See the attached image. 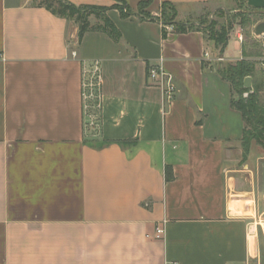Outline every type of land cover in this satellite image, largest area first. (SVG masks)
<instances>
[{
  "label": "crops",
  "instance_id": "0c3cea01",
  "mask_svg": "<svg viewBox=\"0 0 264 264\" xmlns=\"http://www.w3.org/2000/svg\"><path fill=\"white\" fill-rule=\"evenodd\" d=\"M66 1L110 7L117 36L92 16L79 39L37 0H0V264H264V149L244 155L219 71L256 55L238 33L220 52L199 23L228 0H155L175 5L184 31L123 17L116 0ZM96 61L93 125L83 79ZM157 65L172 100L148 76Z\"/></svg>",
  "mask_w": 264,
  "mask_h": 264
},
{
  "label": "trees",
  "instance_id": "16d2710c",
  "mask_svg": "<svg viewBox=\"0 0 264 264\" xmlns=\"http://www.w3.org/2000/svg\"><path fill=\"white\" fill-rule=\"evenodd\" d=\"M37 3L40 6H45L47 9L52 10L61 17L75 21L79 27V39H81L87 31L95 28L91 24L92 16L102 19L105 23V26H97V29L108 31L114 37L117 36L116 28L110 23L106 16V12L110 7L96 5L77 6L66 0H37ZM112 8H118L123 17L132 15V13L125 11L122 6L114 5ZM177 14V9L173 3L169 1H164L162 3V18L170 19L169 22L167 20H162L164 24H173L178 31H184L190 28L191 25L178 21ZM140 17L142 19L147 18L161 21L159 18L148 14H142ZM213 40L215 45L220 48V52H223L228 43V37L225 31L222 30L217 35V38ZM219 71L222 77L232 83L235 92L240 95L239 99L233 100V105L242 112L245 121L242 139L244 155L246 156L249 153L253 142L264 149V104L261 103L259 99L260 89L256 85H253L250 89L246 88L244 85L245 79L248 76H253V64L247 61V59H241L235 63L228 62L222 64ZM245 93H248V96H246Z\"/></svg>",
  "mask_w": 264,
  "mask_h": 264
},
{
  "label": "rangeland",
  "instance_id": "374dc122",
  "mask_svg": "<svg viewBox=\"0 0 264 264\" xmlns=\"http://www.w3.org/2000/svg\"><path fill=\"white\" fill-rule=\"evenodd\" d=\"M115 5L122 6L128 13H135L138 16L148 14L159 18L161 21L167 20L169 22L170 20L168 18H162V4L158 6L155 0H116ZM155 8H160V13L155 14L153 12ZM233 10L236 11L232 12ZM261 21H264V9L258 10L248 6L247 0H228L224 8L214 13L207 14L204 18L199 20V23L203 25L211 40L217 38V35L222 30L225 31L228 40L235 33L242 34L243 49L256 55L253 58L247 59V61L253 64L254 72L253 76H251L253 79L252 82L253 85L258 86L260 89L259 99L261 103L264 104V35L256 36L254 34L256 24ZM235 62L236 61H233V63ZM236 98H240L237 92ZM260 172V182L264 184V159L260 160ZM259 231L261 230L259 229ZM259 238L260 246L264 247V234L259 232Z\"/></svg>",
  "mask_w": 264,
  "mask_h": 264
},
{
  "label": "built area",
  "instance_id": "2783aa9c",
  "mask_svg": "<svg viewBox=\"0 0 264 264\" xmlns=\"http://www.w3.org/2000/svg\"><path fill=\"white\" fill-rule=\"evenodd\" d=\"M33 1V0H32ZM76 56V52H73ZM206 57H209L207 52ZM217 60L221 61L223 58L218 57ZM148 76L151 81L155 82L158 86L162 87L167 100H172L175 96V87L171 75H169L162 67V65L152 66L149 69ZM103 84V75L101 71V63L94 62L92 68L84 71L83 79V99L84 110L89 118V123L93 124L96 120V112L101 109V87ZM254 230L250 228V234ZM165 233V227L159 226L156 229V237L162 238Z\"/></svg>",
  "mask_w": 264,
  "mask_h": 264
},
{
  "label": "water",
  "instance_id": "95a60500",
  "mask_svg": "<svg viewBox=\"0 0 264 264\" xmlns=\"http://www.w3.org/2000/svg\"><path fill=\"white\" fill-rule=\"evenodd\" d=\"M247 4H248V6L254 8V9H258V10L264 9V0H247ZM254 33L257 36L264 35V21H261V22L256 24V26L254 28ZM244 85L246 88H249V89L252 88V77L251 76H248L245 79ZM246 96H248V93H246Z\"/></svg>",
  "mask_w": 264,
  "mask_h": 264
}]
</instances>
